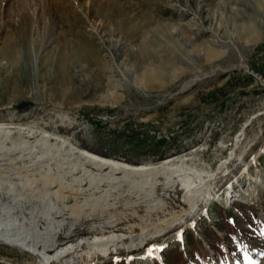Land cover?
Instances as JSON below:
<instances>
[{
  "label": "rangeland",
  "instance_id": "1",
  "mask_svg": "<svg viewBox=\"0 0 264 264\" xmlns=\"http://www.w3.org/2000/svg\"><path fill=\"white\" fill-rule=\"evenodd\" d=\"M0 124L133 164L177 156L216 169L236 148L177 224L93 261L176 264L175 249L178 264H264V0H0ZM21 178L10 182L55 209L42 179ZM112 202L92 209L135 204ZM19 249L0 240V264L33 261Z\"/></svg>",
  "mask_w": 264,
  "mask_h": 264
},
{
  "label": "bare ground",
  "instance_id": "2",
  "mask_svg": "<svg viewBox=\"0 0 264 264\" xmlns=\"http://www.w3.org/2000/svg\"><path fill=\"white\" fill-rule=\"evenodd\" d=\"M32 129L0 124V139L9 142L0 145V172L16 176L0 183V240L29 252L33 261L26 264H62L82 255L92 258L89 264H95L97 254H108L117 247H129L158 235L177 224L184 212L198 206L208 184L236 156L235 148L216 169L199 164V158L189 163L177 156L158 164H133ZM245 129L238 134L236 146L244 138ZM55 152L62 156H55ZM20 171L42 179V185L50 187L48 193L54 197L55 209L37 200L39 194L31 188L29 196L11 184L15 178L26 184L25 179H18ZM128 197L135 204L121 207L123 212L108 213L109 207L101 211L100 217L92 209H102L112 200L115 210ZM78 203L82 205L80 210L75 207ZM157 251L156 247L152 250Z\"/></svg>",
  "mask_w": 264,
  "mask_h": 264
},
{
  "label": "trees",
  "instance_id": "3",
  "mask_svg": "<svg viewBox=\"0 0 264 264\" xmlns=\"http://www.w3.org/2000/svg\"><path fill=\"white\" fill-rule=\"evenodd\" d=\"M213 233V235L214 236H217V234L215 233V231H213L212 232ZM185 237H186V240L191 244L193 241H192V234H186L185 235ZM218 237V236H217ZM189 238V239H188ZM212 247H213V249L214 250H216L217 249V246L215 247V245H212ZM180 255H181V253L179 252L178 253V251L177 250H172V251H170L169 252V260L173 257L174 258V262L176 263V264H178L179 262H180ZM187 260H189V259H187ZM190 261V260H189ZM181 264V263H180ZM187 264H190V262H187Z\"/></svg>",
  "mask_w": 264,
  "mask_h": 264
}]
</instances>
